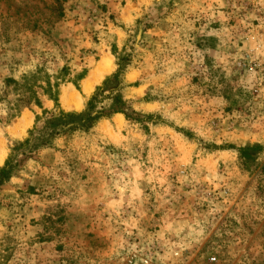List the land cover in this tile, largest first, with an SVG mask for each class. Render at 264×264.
Listing matches in <instances>:
<instances>
[{"label":"rangeland","instance_id":"1","mask_svg":"<svg viewBox=\"0 0 264 264\" xmlns=\"http://www.w3.org/2000/svg\"><path fill=\"white\" fill-rule=\"evenodd\" d=\"M119 66L122 106L37 130L45 78L82 113ZM24 78L41 103L9 118ZM0 157V264H264V0H0Z\"/></svg>","mask_w":264,"mask_h":264},{"label":"trees","instance_id":"2","mask_svg":"<svg viewBox=\"0 0 264 264\" xmlns=\"http://www.w3.org/2000/svg\"><path fill=\"white\" fill-rule=\"evenodd\" d=\"M64 68L61 69V71ZM122 68L119 66L114 73L110 76L106 77L100 86L95 88V91L90 95L86 102V110L82 113L75 112H64L58 106V83L54 82L51 84L49 78H45L43 80L45 82V86L42 87V93L52 99L55 102V108L53 110L43 109L40 115H36L35 117V127L37 126V130L41 131L45 129L50 134H58V133H66L68 131H74L76 129L80 130H88L95 123L108 115L105 113L104 109L100 107L97 108V105L101 103L104 99H113L116 104L122 106L124 100L120 92H117L122 85L121 80ZM84 76L83 73L79 74L77 78L80 80ZM31 78H34L32 76ZM13 82L15 90L19 92H13L16 96L12 107L10 108L13 112L9 115V118H12L15 113L20 112L24 107H28L30 104L40 105V98L38 96V92H36L33 88V85L29 83L28 78H24L22 84H19L17 81L7 79L6 83ZM75 87L78 88V85L73 82ZM23 89V92H21ZM259 146L254 145L252 147H241L239 149L240 158L243 160V164H246L250 158L248 151L253 149H258ZM14 170V164L11 162H7L4 166L0 168V185L3 184L6 180H8L11 176L12 171Z\"/></svg>","mask_w":264,"mask_h":264},{"label":"built area","instance_id":"3","mask_svg":"<svg viewBox=\"0 0 264 264\" xmlns=\"http://www.w3.org/2000/svg\"><path fill=\"white\" fill-rule=\"evenodd\" d=\"M135 252L130 255L128 264H178L176 258L178 253H173V258L163 260L157 255L160 254L161 248H149L142 250L141 248H134Z\"/></svg>","mask_w":264,"mask_h":264},{"label":"bare ground","instance_id":"4","mask_svg":"<svg viewBox=\"0 0 264 264\" xmlns=\"http://www.w3.org/2000/svg\"><path fill=\"white\" fill-rule=\"evenodd\" d=\"M109 67L110 66H109V63L107 61H102L101 63H99V65L95 69L94 73H92V77L89 80L85 81L84 90L85 91L90 90L93 83L98 81V79L101 78L104 73L109 71ZM63 101H64L66 106H73L75 108H77L80 104L79 97L75 93H70L67 96L64 95ZM27 123H28L27 120L24 119L23 125H26ZM0 161H1V157H0Z\"/></svg>","mask_w":264,"mask_h":264}]
</instances>
